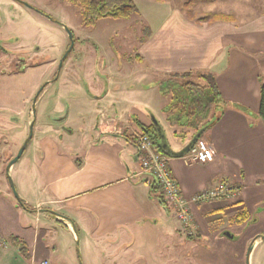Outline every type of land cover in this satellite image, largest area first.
Segmentation results:
<instances>
[{
	"label": "crops",
	"instance_id": "crops-1",
	"mask_svg": "<svg viewBox=\"0 0 264 264\" xmlns=\"http://www.w3.org/2000/svg\"><path fill=\"white\" fill-rule=\"evenodd\" d=\"M257 1L264 4V0ZM210 13L231 19L196 22L209 13L188 18L181 8L169 5L162 22L135 52L139 65L127 71L116 68L110 58L104 90L93 93L86 86L83 100H74L75 106L83 103L87 110L86 131L72 129L85 115L75 112L67 119L65 114L56 119L57 126L49 135L34 139L32 148L30 141L20 147L21 158L29 160L21 171L31 181L18 197L24 207L17 195L8 193L7 185V191L4 185L0 188V264L76 263L74 249L65 245L64 238L55 242L60 232L57 226L74 240L72 222L80 235L81 254V243L93 239L98 246L107 245L100 249L105 261L116 262V253L133 245L148 251L152 235L171 239L172 234L184 233L190 240L181 243L185 247L190 242L196 264H244L246 247L255 240L247 257L253 264L254 253L263 242L259 236L264 233V124L258 115L264 84V9L242 19L233 13ZM184 73H189L186 78L211 74L225 103L219 120L199 139L214 153L206 164L180 154L192 135L183 144L178 138L171 143L154 115L156 100L150 91L169 75ZM113 77L125 82L115 84ZM127 105L130 108L124 113ZM110 109L114 116L108 113ZM129 117L136 125L129 135L135 138L142 126L160 125L167 142L168 170L189 202L191 225L187 230L170 207L165 209L155 199L150 191L152 178L135 173L131 160L137 161L138 154L119 143L125 131L120 118L128 121ZM75 133L87 134L82 136L83 147L72 145L70 138ZM14 168L13 163L8 167L10 174ZM138 175L143 176L140 181L135 179ZM225 184L234 189L233 197L192 202L198 193ZM10 237L25 242L26 256ZM45 237L52 242L48 244ZM91 259L90 253L83 252L81 262L94 263Z\"/></svg>",
	"mask_w": 264,
	"mask_h": 264
},
{
	"label": "rangeland",
	"instance_id": "rangeland-1",
	"mask_svg": "<svg viewBox=\"0 0 264 264\" xmlns=\"http://www.w3.org/2000/svg\"><path fill=\"white\" fill-rule=\"evenodd\" d=\"M133 2L136 11L127 20L103 18L95 22L93 26H84L79 9L67 2L0 0V47L6 51L0 54V188L4 185L6 189L5 185H7L10 195L15 194L19 197L23 188L31 181L26 179L25 172L21 171H24V166L29 165L26 156L21 158V155L13 163L15 168L11 174L8 171V165L18 153L19 148L24 146L28 136H31L29 143L32 148V142L36 137L49 135L52 128L57 126L56 119L65 114L68 119L75 112L85 115L87 112L85 105L81 103L80 106H75L74 100L76 102L83 100L86 86L93 93L104 90L109 77L108 68L111 67L110 58L116 68L127 71L136 68L133 66L139 65L134 60L136 50L150 35L151 29L162 22L169 5L179 7L183 13L189 15L188 17L195 18L210 12H222L233 13L242 19V17L254 16L258 14L259 9H264V4L257 0H133ZM65 28L71 33V39ZM67 51L68 54L65 56ZM142 66L145 67L147 64ZM112 79L115 80L114 77ZM198 79L195 76L180 82L198 83ZM120 82L125 81L118 78L113 83ZM167 83L166 81L158 82L156 89L149 93L156 100L154 115L165 129L171 143L173 139L178 138L179 142L181 141L180 144H183L184 140L193 134V130L182 122H178L175 114L168 110L172 97L171 90L164 88ZM95 84H97L96 88L99 87L97 90L94 89ZM133 92L137 95L136 89ZM139 95L141 96V93ZM128 108H130L129 105L126 106L124 113H127ZM108 113L114 116L111 109ZM120 120H124L125 131L120 135L119 143L137 154L134 144L126 139V136H130V131L136 129V125L132 117H129L128 121L123 118ZM88 121L85 115L84 121L76 122L72 129L80 128L86 131ZM85 133L81 135L75 133L70 138L74 147H83L82 136H86ZM202 137L201 135L199 139ZM131 163L134 164L136 174L142 172L139 159L135 162L131 160ZM142 177L138 175L135 179L140 181ZM152 194L157 200V196L162 195V191L161 189L152 191ZM163 200L166 202L164 198ZM156 205L161 209L157 202ZM57 228L60 232L58 231L59 237L58 240L55 239V242H60L63 237L65 245L74 249L77 261L60 264H196L192 261L190 242H186L185 247L181 243L183 240H190L184 233L174 234V236L172 234L171 239H168L166 235L162 238L161 234L152 235L148 251L137 245H133L130 249L123 248L116 253L118 256L116 262L112 259L103 260L100 249L107 245L98 246L91 239L90 243L84 245L82 242L81 246L83 252L91 254V260L94 263L83 261L82 263L83 252L81 254L79 248V232L75 233L72 241L71 236L64 233L59 226ZM52 230L54 233V229ZM45 241L50 244L52 239L45 237ZM261 241H263L262 244L254 253L253 264H264V240ZM251 242L246 247L244 264H250L247 257ZM96 256L100 258V262ZM138 257L141 259H137ZM96 260L99 263L95 262Z\"/></svg>",
	"mask_w": 264,
	"mask_h": 264
},
{
	"label": "trees",
	"instance_id": "trees-1",
	"mask_svg": "<svg viewBox=\"0 0 264 264\" xmlns=\"http://www.w3.org/2000/svg\"><path fill=\"white\" fill-rule=\"evenodd\" d=\"M20 2V0H16ZM60 2H67L74 7L78 8L80 11L82 24L84 26H93L95 22L103 18H113L118 20H127L133 13H135V5L133 0H59ZM29 8H32L29 5H26ZM189 15H187L188 17ZM192 18V17H188ZM231 19L230 15L221 14V13H209L199 19H196V22H214L218 20H229ZM3 52V49L0 47V54ZM189 73L184 74H172L169 77L162 81L168 82L164 88L171 90L172 103L169 107V111L173 112L176 116L178 122H182L183 125H187L190 129L193 130L192 137L200 131V129L207 127L198 137L196 141L199 140L201 135L208 129H210L221 117L222 109L224 106V101L220 95L217 84L214 77L211 74H199L196 75L199 78L198 83L194 82H180L186 77ZM164 84V83H163ZM162 84V86H163ZM42 90V89H41ZM39 91V93L41 92ZM167 91V90H164ZM38 93V94H39ZM235 108L245 112L244 109H241L238 106ZM210 115L211 118H210ZM258 115L264 124V84L260 86V101ZM211 119V120H210ZM213 121V122H212ZM212 122V123H211ZM140 132L147 135L153 144V149L155 152L166 155L165 140L163 132L158 123H153L148 127H141ZM126 139L129 141H134L135 137L126 136ZM9 178V177H8ZM161 189L154 182L150 183V191H157ZM160 204L167 209V205L163 200V196H157ZM17 201L22 204V200L18 199ZM24 207V205H23ZM75 233L77 234V227L72 222ZM228 234V233H225ZM230 237V235H228ZM10 242L13 243L18 251L26 256L27 255V245L18 237H10ZM253 240L250 244V247L254 244ZM249 247V248H250Z\"/></svg>",
	"mask_w": 264,
	"mask_h": 264
},
{
	"label": "built area",
	"instance_id": "built-area-1",
	"mask_svg": "<svg viewBox=\"0 0 264 264\" xmlns=\"http://www.w3.org/2000/svg\"><path fill=\"white\" fill-rule=\"evenodd\" d=\"M135 145L139 156L138 159L142 167L141 173L147 174L156 181V184L161 188L166 203L173 210L183 228L187 230L191 225V217L187 211L189 202L181 195L177 184L171 177L167 166L169 158L155 152L151 139L145 134L136 136ZM185 158L194 162L206 164L213 160L214 153L210 146L202 141H198L190 147ZM234 194V189L225 184L220 188L198 193L194 196L192 202L206 201L221 197L230 198L233 197Z\"/></svg>",
	"mask_w": 264,
	"mask_h": 264
},
{
	"label": "water",
	"instance_id": "water-1",
	"mask_svg": "<svg viewBox=\"0 0 264 264\" xmlns=\"http://www.w3.org/2000/svg\"><path fill=\"white\" fill-rule=\"evenodd\" d=\"M25 5H27V4H25ZM66 29V31H68L67 30V28H65ZM69 32V31H68ZM69 38L71 39L72 38V35H71V33L69 32ZM35 102V100L33 101V103ZM31 110H32V112L34 111V106L32 105V108H31ZM213 122V121H212ZM211 122V123H212ZM32 127V124L30 125V128ZM207 127H205V128H202V129H200V131H198L193 137H192V139H191V141H190V143L186 146V148L180 153L181 155H185L187 152H188V150L190 149V147L196 142V140L198 139V137H199V135L206 129ZM30 138H31V136L29 135L28 136V138L26 139V142H25V144H24V147L27 145V143L30 141ZM23 147V148H24ZM23 148H21L19 151H18V153H17V155L14 157V159L10 162V164L8 165V167L12 164V163H14L15 161H17V159L21 156V154H22V152H23ZM156 182V181H155ZM259 238L260 239H263L264 240V235H261V236H259ZM249 250H251V247L249 248ZM80 258V257H79Z\"/></svg>",
	"mask_w": 264,
	"mask_h": 264
},
{
	"label": "flooded vegetation",
	"instance_id": "flooded-vegetation-1",
	"mask_svg": "<svg viewBox=\"0 0 264 264\" xmlns=\"http://www.w3.org/2000/svg\"><path fill=\"white\" fill-rule=\"evenodd\" d=\"M67 30H68V29H67ZM68 31H69V30H68ZM1 48H2V47H1ZM69 48H70V47H69ZM2 49H3V48H2ZM68 50H70V49H68ZM4 53H6V51L3 49V52H1V54H4ZM67 54H68V51L66 52L65 56H66ZM63 59H64V58H63ZM42 89H43V88H42ZM39 94H40V93H39ZM37 96H38V95H37ZM37 96H36V98H37ZM163 136H164V134H163ZM164 138H165V137H164ZM164 140H165V139H164ZM165 141H166V140H165ZM166 144H167V142H165V145H164L165 148L167 147ZM22 153H23V152H22ZM16 155H17V154H16ZM16 155H15V156H16ZM21 155H22V154H21ZM19 158H20V157H19ZM19 158H18V159H19ZM18 159H17V160H18Z\"/></svg>",
	"mask_w": 264,
	"mask_h": 264
}]
</instances>
